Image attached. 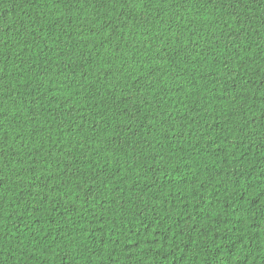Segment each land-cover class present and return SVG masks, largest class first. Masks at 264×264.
<instances>
[{
  "label": "trees",
  "instance_id": "obj_1",
  "mask_svg": "<svg viewBox=\"0 0 264 264\" xmlns=\"http://www.w3.org/2000/svg\"><path fill=\"white\" fill-rule=\"evenodd\" d=\"M0 264H264V0H0Z\"/></svg>",
  "mask_w": 264,
  "mask_h": 264
}]
</instances>
